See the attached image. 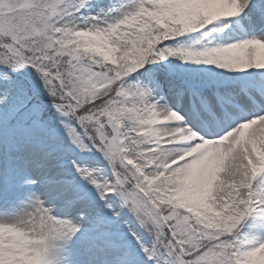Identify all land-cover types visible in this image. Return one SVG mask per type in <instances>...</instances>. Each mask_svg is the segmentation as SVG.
Returning <instances> with one entry per match:
<instances>
[{"label":"rangeland","instance_id":"obj_1","mask_svg":"<svg viewBox=\"0 0 264 264\" xmlns=\"http://www.w3.org/2000/svg\"><path fill=\"white\" fill-rule=\"evenodd\" d=\"M72 1L0 0L1 62L27 66L48 55L45 44L51 49L56 41L50 38L55 36L59 41L73 39L116 66L122 46L149 28L171 24L186 37L168 46L166 53L172 63L181 62L185 80L173 85L178 82L176 72L166 60L165 68L151 65L129 76L119 89L121 96L129 88L156 95L160 90L162 95L154 102L127 104L124 124L112 125V136L106 135L105 153L86 151L70 125L59 121L14 123L0 94V264H181L171 253L164 258L157 254L155 237L165 233L151 223V212L158 216L159 206L169 203L192 214L204 230H218V210L254 183L258 189L262 186L263 200L258 208L250 202L248 209L259 213L263 225L244 226L229 247L225 242L216 245L200 260L264 264V141L257 147L244 137L249 117L264 116V80L252 76L250 68L254 58L264 64V0H224L223 14L236 13L244 27L239 31L226 30L227 19L222 24L201 20L198 0H80L73 17L59 20L62 7ZM145 38L141 35V41ZM155 58L158 55L152 61ZM72 69L70 79L86 93L107 76L78 65ZM18 89L23 96L22 89L28 88L22 84ZM161 104L168 106L166 117H176L178 124L172 127L180 124L189 142H178L175 135L149 140L148 133L159 126L134 124L145 113L160 110ZM56 116L66 119L63 111ZM236 130L241 132L238 137H225ZM160 140L165 141L149 147ZM233 145L236 157L229 167L216 168L208 181L200 179L204 170L195 161L219 157ZM116 156L131 166L133 182L110 167ZM156 157L166 159L156 165ZM59 177L83 187L67 204L71 214L52 210L43 198L45 193L56 198L58 188L51 180ZM132 190L126 203L124 194ZM112 255L122 258L116 261Z\"/></svg>","mask_w":264,"mask_h":264},{"label":"trees","instance_id":"obj_2","mask_svg":"<svg viewBox=\"0 0 264 264\" xmlns=\"http://www.w3.org/2000/svg\"><path fill=\"white\" fill-rule=\"evenodd\" d=\"M80 0H73L72 4L67 7L63 6L61 16L59 19L67 20L68 17L74 16L72 13L75 11L76 6ZM66 4H68L66 2ZM74 4V5H73ZM74 8V9H72ZM58 18L56 17L55 20ZM49 35L44 36V39L49 40ZM159 39H163V31L157 29L153 36L148 35L145 45L142 43L133 46L124 47L119 56L118 67H111L103 60L96 57L94 54L83 50L79 46L74 45L72 39H66L58 42L53 47H47L44 50L48 55L44 57H37L36 60L27 66H19L17 63L1 62L0 60V94L4 93L3 99L9 103L8 115L15 113V118L19 122H33L41 118L46 121H59L66 126L71 125L74 129L75 135L81 138L83 142L89 145V141L82 134L80 126L76 122L75 116L69 112L66 119L56 116L55 111L47 107L45 104L35 101L29 90L22 89L25 95H21L18 87L22 86L23 81L20 77L7 72L4 69L10 68L22 72L28 76L36 86H38V97L42 100L57 103L70 102L76 108L77 115L82 119L88 133L92 135L96 144L104 151L108 148L106 143V131L111 133V128L107 124L106 119L109 115L113 114V110L118 105L119 87L124 80L131 74L146 68L149 65V54L151 48ZM51 40H56L52 37ZM46 43V41H44ZM2 40L0 39V45ZM152 46V47H151ZM78 59L77 63L76 60ZM73 58V59H72ZM74 61V63H73ZM73 64L79 65L82 70L84 68L93 70L97 73L107 75L97 88L87 90V93L79 85L78 92L74 93L72 85H70L68 73L72 74ZM81 66V67H80ZM33 69V70H32ZM40 70L35 73V70ZM129 69L130 71H127ZM18 86V87H17ZM124 106V105H123ZM28 115H31L28 117ZM106 118V119H105ZM122 115H119L121 120ZM105 119V120H104ZM41 121V120H40ZM122 122V121H120ZM60 123V124H61ZM90 146V145H89ZM115 168L125 174L131 173L129 167H122L119 161H116ZM245 194L236 196L229 202L224 209L221 210L220 216L222 219V230L220 231H207L199 232L202 229L198 226L197 221L194 220L189 214L182 210L173 209L165 204L162 207V214L167 226L176 233V240L180 242L183 250V255L189 264H201L199 257L212 249L215 245L221 244L224 240L229 244L230 236L233 232L241 226L242 223L247 225H262L259 216L254 214L251 218L245 219ZM198 231L197 234L192 236H184L179 238L181 232L190 230ZM203 230V229H202ZM193 233V232H192ZM157 251L161 253L171 251L166 239L162 237H155ZM163 242V243H162ZM162 247V248H161ZM174 255V254H173Z\"/></svg>","mask_w":264,"mask_h":264},{"label":"bare ground","instance_id":"obj_3","mask_svg":"<svg viewBox=\"0 0 264 264\" xmlns=\"http://www.w3.org/2000/svg\"><path fill=\"white\" fill-rule=\"evenodd\" d=\"M236 1L240 2L242 0H236ZM224 5H225L224 0H198V4L196 6L199 9V15L201 17V20H208V21H210L211 24H217L218 23L217 21H219L222 24L223 20L227 19L228 22H226V20H225V22L227 24L224 26L226 28V30L239 31L241 29V22L238 20V18H237V21L229 19L227 17V13L223 14ZM259 60H260V58H254L250 61V68L253 69V72L251 74L252 76L256 75V73H255V75H253L254 71L256 72V71L260 70L262 67H264V64H262V61H259ZM241 63H243V62H241ZM240 70L242 72H245L243 67H241ZM258 77H260L259 79L262 78V80H264V73ZM228 78H230V77L228 76ZM159 107H160V110L152 111V112L149 111V112L145 113V115L136 119L134 121V124L135 125L137 124L140 126H143V125L148 126L151 124V127H153V128H156V126H159L158 130H155L153 132L150 131L148 133L149 134V140L165 139L166 136H168V137L170 136L169 138H171V135H175V136H177L178 142H181L183 144L186 142H189L191 140L190 137L186 138L185 136H182V134H181L182 127L180 126V124L172 127L171 124H173V123L178 124V122L176 121V117L175 116L174 117L173 116H171V117L167 116L166 117V115H164L166 109H168V106L166 104H161ZM252 117H253V115H251V117H249V118H251L250 119L251 122H250L248 128L245 129L244 137L246 136L253 144H257V147H259V145H261L264 141V116L254 118V119ZM239 131L240 130L232 131V132L228 133L227 135H225V137H227V138L230 137V139L238 137L239 134H241V132L239 133ZM164 141L165 140H162V141L160 140L158 142H154L151 145H149V147H151V149H155L156 147L154 145H156L158 143H164ZM163 146L164 145H162V147ZM47 150L51 154V150H49V149H47ZM47 150L45 152L42 151V154L46 155ZM155 156H157V155H155ZM235 157H236V149H235V145H233L232 149L227 148L224 151H222V154L219 157H214V158L210 157L207 160L197 159L195 161L196 167L200 165L204 170V173L202 172L200 179L208 181L210 178L215 177L216 168H218V167L224 168V167H226V165L228 168L230 165L229 162L230 161L233 162ZM165 159L166 158L156 157L154 160V164L162 165V163L164 162ZM183 168H184V166H182L179 169L181 171L180 174H184L186 172L185 168L184 169ZM176 173H178V172H176ZM51 182H53V185H57V188H58L57 196L54 199V198L49 197L48 194L45 193L43 198H45L47 203L50 204V207L52 210H54L56 212H61L64 214H71L72 211L70 210V205H67V204L68 203L71 204L76 193L82 191L81 188H83V187L80 188L79 185H77V187L73 186L72 184H70L69 180H67L66 178H62V177L52 179ZM78 189H79V191H78ZM86 195H84L85 197L82 198L84 201H86L88 199ZM109 244H114V243L109 242ZM111 257H112V259H115L116 261L121 260V258H122V257H117L116 255H112ZM126 258H128V257L125 256L124 260Z\"/></svg>","mask_w":264,"mask_h":264}]
</instances>
